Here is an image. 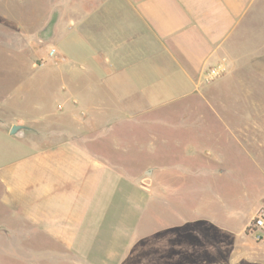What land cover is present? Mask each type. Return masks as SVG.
<instances>
[{"label": "crops", "instance_id": "crops-1", "mask_svg": "<svg viewBox=\"0 0 264 264\" xmlns=\"http://www.w3.org/2000/svg\"><path fill=\"white\" fill-rule=\"evenodd\" d=\"M27 6L0 0V50L25 77L44 64L39 50L56 52L44 77L16 82L13 64L0 80V242L13 262L145 263V246L176 226L143 223L147 178L162 166L138 167L142 128L166 126L163 144L207 163L184 174L219 175L236 146L264 166V0H39L42 48ZM220 61L227 74L202 84ZM194 223L179 225L184 236Z\"/></svg>", "mask_w": 264, "mask_h": 264}, {"label": "rangeland", "instance_id": "rangeland-1", "mask_svg": "<svg viewBox=\"0 0 264 264\" xmlns=\"http://www.w3.org/2000/svg\"><path fill=\"white\" fill-rule=\"evenodd\" d=\"M25 12L31 17L30 38L32 43L39 47V0H31V6H27ZM3 51L0 50V80L2 82L6 74L3 69L8 65L12 67L15 64L14 76L15 81L18 82L25 78L44 77L50 69L47 66L54 64L55 57L46 55L47 50H39L40 59L33 62L36 65L44 64L35 69L32 77H25L28 68L24 69L19 62L9 61ZM36 56L38 58V55ZM50 77L56 79V74L53 73ZM1 87L5 88L4 83H1ZM258 122H264V118L259 119ZM154 136L157 138L155 143ZM31 137V132H28L24 139L10 138V146L14 141L16 146L28 144ZM139 137L143 149L138 155V167L152 165V168L158 164L162 166V171H157L154 177L147 178L151 181L150 183L145 182L149 183L147 190L150 195L144 196L143 205L146 213L143 223L158 229L166 223L176 226L167 232L164 231V235L167 234L165 240L159 241L156 245L145 246L144 264H264V230L255 232L253 235L246 230V225L259 208L260 197L264 194L262 172L264 166L259 167L254 164V160L249 155L251 147L247 146L244 151L237 146L225 150L224 163L227 166L218 168L221 172L219 175L196 176L184 174L181 171L180 173L179 170L184 169L183 166L193 170L205 169L207 163L199 157L198 159L197 156L189 158L188 155H192V152L163 144L160 138L168 137L166 126L142 128L139 131ZM3 142L1 143L4 146ZM151 143H154V146H151ZM16 152H18L17 149ZM257 153L259 161H264V152L257 150ZM170 165H179L181 168L175 167L173 173H169ZM191 213L195 223L190 227L187 226V229H190V238H188L187 234L184 236V226L179 225L183 224L188 216L191 217ZM257 235L263 236L256 239ZM242 238L245 245L243 250L249 256L239 260L237 244ZM247 238L251 240L249 245L244 240ZM2 245L3 242H0V264H18L8 257V251Z\"/></svg>", "mask_w": 264, "mask_h": 264}, {"label": "built area", "instance_id": "built-area-1", "mask_svg": "<svg viewBox=\"0 0 264 264\" xmlns=\"http://www.w3.org/2000/svg\"><path fill=\"white\" fill-rule=\"evenodd\" d=\"M56 52L55 49H51L49 55H54ZM228 72L227 64L225 61H220L216 65L210 66L205 69L202 74L201 82L204 85H209L217 80L224 77ZM246 230L250 235H253L255 232L264 230V208H258L252 217L250 218L248 224L246 225ZM261 235H257L256 239H260Z\"/></svg>", "mask_w": 264, "mask_h": 264}, {"label": "water", "instance_id": "water-1", "mask_svg": "<svg viewBox=\"0 0 264 264\" xmlns=\"http://www.w3.org/2000/svg\"><path fill=\"white\" fill-rule=\"evenodd\" d=\"M27 129L28 127L23 124H16L11 128L10 134L12 136L22 138L25 136V132Z\"/></svg>", "mask_w": 264, "mask_h": 264}]
</instances>
